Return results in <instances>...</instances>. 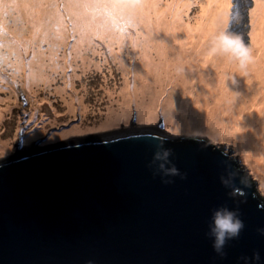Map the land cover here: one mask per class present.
Returning a JSON list of instances; mask_svg holds the SVG:
<instances>
[{"label":"water","instance_id":"obj_1","mask_svg":"<svg viewBox=\"0 0 264 264\" xmlns=\"http://www.w3.org/2000/svg\"><path fill=\"white\" fill-rule=\"evenodd\" d=\"M165 149L180 173L169 184L153 163ZM218 207L245 225L223 257L206 235ZM260 229L264 200L238 159L163 124L35 146L0 163V264H264Z\"/></svg>","mask_w":264,"mask_h":264},{"label":"rangeland","instance_id":"obj_2","mask_svg":"<svg viewBox=\"0 0 264 264\" xmlns=\"http://www.w3.org/2000/svg\"><path fill=\"white\" fill-rule=\"evenodd\" d=\"M84 1L93 5L94 10L89 14L92 13L93 23L98 28L122 34L128 30V35L134 40L138 37L137 32L142 30L134 21L135 14L142 16L141 19L149 15L153 19L159 15V12L155 14L146 7H139L143 0H123L126 8L121 11H118V0H111L107 4H99L100 0ZM192 1L161 0V4L165 9L170 4L174 6L165 12L171 18L169 22L177 15L173 12L179 4V17H182V22L187 23L195 21L201 7L200 0ZM257 1L229 0L228 15L233 17L229 31L242 35L245 45L252 44L251 33L258 19V15L255 17ZM11 2L7 3L4 11L3 4L0 7V163L15 156L20 150L35 146L45 148L73 138L110 134L127 129L132 131L163 124L166 133L172 136L205 138L213 145L221 146L231 157H236L240 166L256 184L258 195L264 200L262 176L256 172L246 158V153L241 150L239 136L228 131L222 132L220 126L211 122L195 126V122L187 121L182 126L183 121L176 123L175 120H170L167 114L169 109L166 107L169 92L162 96L156 109V118L144 116L137 100L136 89H133L139 59L133 52L134 42L123 47L127 66L122 68L120 63L113 61L112 49L108 47L115 40L94 36L90 45L85 47L87 53H84L83 60L91 63L84 68L81 59L73 58V49L78 41L74 20L76 15L68 12L66 0H51L46 4L51 9L42 17L48 18L45 20L43 32H40L42 29L39 27L36 29L32 26L33 20L38 21L37 18H24L23 11L14 9ZM125 10L132 12L133 17L124 18L122 21ZM55 11L59 12L60 19ZM3 16L6 27L3 25ZM156 27L152 24L151 29L156 30ZM160 28L164 29L162 26ZM40 33L63 34L64 38L61 43L51 42L52 37L42 41ZM54 47L55 54L50 56V65L52 69L55 68H46L52 76L49 81L40 82L38 91L34 92V89L27 87V81L31 80L30 66L40 52L49 55ZM18 56L20 63L17 61ZM38 64L42 66L40 62ZM41 69L44 70L42 67ZM62 87L65 88L64 96L58 92ZM147 97L148 102L150 94ZM173 110L175 109H170L172 112ZM5 141L7 145L3 149Z\"/></svg>","mask_w":264,"mask_h":264},{"label":"bare ground","instance_id":"obj_3","mask_svg":"<svg viewBox=\"0 0 264 264\" xmlns=\"http://www.w3.org/2000/svg\"><path fill=\"white\" fill-rule=\"evenodd\" d=\"M9 1H12L14 9L23 11L24 18H37L38 21L33 20L32 26L36 29L39 27L42 29L40 32H43L45 20L48 18L42 17L51 9L46 6L51 0H0L3 11L7 9ZM110 1L100 0L98 3L107 4ZM118 1V11L125 9L123 0ZM200 3V11L195 21L185 23L179 17V4L173 12L177 15L169 22L171 18L165 12L174 7L172 4L165 9L161 0H143L139 7H146L155 14L159 12V15L153 19L150 15L141 19L142 16L135 14L134 21L142 30L137 32L138 37L134 40L128 35V30L122 34L98 28L93 23L92 13L89 14L94 10L92 4L84 0H66L68 12L76 15L74 20L78 41L73 49V58L81 59L82 67L85 68L91 63L83 60L84 53H87L86 45H90L94 36L108 38L110 41L115 40L108 44L112 49L113 61L124 68L127 61L123 47L134 42L133 52L139 59L133 89H136L137 100L144 116L156 118L157 106L162 96L169 92L166 107L169 109L167 114L170 120H175L176 123L183 121L182 126L187 121L195 122V126L211 122L220 126L222 132L228 131L239 136L241 150L246 153V158L256 172L262 176L264 185V0H258L256 4L255 17L258 15V19L251 33L253 59L244 69L227 56L206 55L212 37L224 28L228 20L229 0H200ZM125 12L122 21L124 18L133 17L132 12ZM55 13L60 19L59 12ZM4 17L3 25L6 27ZM152 24L157 26L156 30L151 29ZM158 28L160 30L157 31ZM62 36L63 34L40 33L42 41L52 37L53 43H61L64 38ZM55 48L49 55L40 52L30 66L31 80L27 81V87L34 89V92L38 91L40 82H47L52 76L46 68L50 66L52 69L50 56L55 54ZM17 53L19 55V51ZM47 59L49 60L46 61ZM17 61L20 63L19 56ZM38 62L44 68L43 71ZM232 79L236 80V84L232 83ZM58 92L64 96L65 88H60ZM147 94H150L148 102ZM170 109L175 110L172 112ZM6 145L7 141L3 142V149Z\"/></svg>","mask_w":264,"mask_h":264},{"label":"clouds","instance_id":"obj_4","mask_svg":"<svg viewBox=\"0 0 264 264\" xmlns=\"http://www.w3.org/2000/svg\"><path fill=\"white\" fill-rule=\"evenodd\" d=\"M236 19L238 20V17ZM231 20H233L232 16L226 21L224 28L212 37L206 55L208 57L227 56L237 61L240 68L244 69L253 59L251 46L245 45L242 35L229 31ZM232 83L236 84V80L232 79ZM169 156L170 150L165 149L163 152L158 151L155 153L153 158L154 164L159 162L156 174L162 173L161 179L165 184L173 182L171 179H167L168 177L180 175L179 170L175 166H167ZM222 183L227 186L228 181L222 178ZM244 227L245 225L239 218L238 212L227 207H218L212 211L206 235L212 240V247L217 255L224 256L227 242L238 238ZM259 231L261 235H264V229ZM254 259L259 261V253L254 254ZM241 260L243 264H249L248 257H241Z\"/></svg>","mask_w":264,"mask_h":264},{"label":"flooded vegetation","instance_id":"obj_5","mask_svg":"<svg viewBox=\"0 0 264 264\" xmlns=\"http://www.w3.org/2000/svg\"><path fill=\"white\" fill-rule=\"evenodd\" d=\"M22 147H24V146H22Z\"/></svg>","mask_w":264,"mask_h":264}]
</instances>
